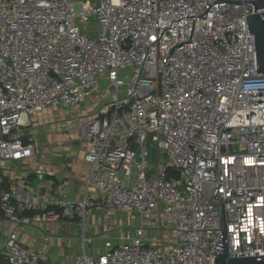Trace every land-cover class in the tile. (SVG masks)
I'll use <instances>...</instances> for the list:
<instances>
[{
    "label": "built area",
    "instance_id": "1",
    "mask_svg": "<svg viewBox=\"0 0 264 264\" xmlns=\"http://www.w3.org/2000/svg\"><path fill=\"white\" fill-rule=\"evenodd\" d=\"M252 13L249 0H0V215L76 221L70 264H214L222 209L228 256L264 257V73ZM51 108L70 112L91 166L79 200L2 186L8 165L39 153L27 130ZM94 211L140 223L90 253ZM2 255L55 264L15 230Z\"/></svg>",
    "mask_w": 264,
    "mask_h": 264
},
{
    "label": "crops",
    "instance_id": "2",
    "mask_svg": "<svg viewBox=\"0 0 264 264\" xmlns=\"http://www.w3.org/2000/svg\"><path fill=\"white\" fill-rule=\"evenodd\" d=\"M95 106L93 104L88 109L94 111ZM84 112L81 111V113ZM35 115H33L34 119L42 118L40 115L36 117L38 114ZM39 121L38 129L33 130L29 127L27 130L39 145V153L25 161L8 165L3 171V188L7 191L22 188L30 194L31 188L36 187L41 190L40 193L44 196L79 200L85 191V181L89 176L91 166L84 160V154L80 149L77 137L70 134L74 131L71 130L72 132L69 134H54L48 130L46 132L40 131L46 130L47 125L41 119ZM36 167L48 170L44 179L38 180L36 178L33 172ZM24 212L20 214L22 221L18 225L0 215V257L3 256L2 248L5 234L15 230L23 245L45 253L50 262L70 264L72 258L80 251V225L76 221L62 219L37 221L32 216H23ZM108 215L109 213L94 211L88 219L86 230L87 236L90 233L91 237V239L88 237V252L102 251L105 242L109 240L113 244H117L120 241L119 237L126 233L121 230L122 225L111 224L113 228L108 229L109 222H105ZM117 215H125L131 219L137 218L133 214ZM134 229L135 226L130 232L132 233ZM104 230L107 233L106 236L103 237V234L98 237L93 236H97V233ZM66 247H70V249Z\"/></svg>",
    "mask_w": 264,
    "mask_h": 264
},
{
    "label": "water",
    "instance_id": "3",
    "mask_svg": "<svg viewBox=\"0 0 264 264\" xmlns=\"http://www.w3.org/2000/svg\"><path fill=\"white\" fill-rule=\"evenodd\" d=\"M253 13L246 15L247 34H253L256 50L257 73H264V0H249ZM221 243L222 249L217 251L214 264H264V257H229L225 249V220L221 209Z\"/></svg>",
    "mask_w": 264,
    "mask_h": 264
},
{
    "label": "rangeland",
    "instance_id": "4",
    "mask_svg": "<svg viewBox=\"0 0 264 264\" xmlns=\"http://www.w3.org/2000/svg\"><path fill=\"white\" fill-rule=\"evenodd\" d=\"M81 11H82L81 4H75V12L80 13ZM94 21H95L94 17H91V20H89L87 23L88 26H90V27L95 26ZM90 111H91V109L87 113V117L90 116V114L93 112V111H91V112ZM39 115L42 117L40 119L44 122V124L47 125L46 130H40V131L46 132L48 130L49 132H52L54 134H69L70 132H72L71 130H73L74 132H72L70 134H74L77 137V131L75 130V127L66 124L67 118H69L71 116L69 111L60 110L59 108H51V109H47L41 113H38V115L36 117H38ZM34 118L35 117L32 116L30 119L31 120V126L30 127L33 130L38 129L39 126L37 124L40 122L39 121L40 119L37 120V118L36 119H34ZM148 146L151 147L150 144ZM150 153H151L150 158L151 157L155 158L156 154L154 153L152 148H150ZM150 161L155 162L153 159ZM111 214L112 215L109 214L108 216H106L107 219L105 222L106 223L109 222L108 229L113 228V225H117V226L122 225L123 228L121 227L122 228L121 230H123V232H130L133 230L134 226H136L137 224L140 223L139 219H137V218L131 219L130 217L125 216V215H117V213H111ZM111 224H113V225H111ZM144 225L146 227H149L151 224H149L147 221H145ZM79 227H80L79 230L81 233V226H79ZM153 229H157V228L153 227ZM86 232H87V230H86ZM89 234H88V237H90ZM97 234H98L97 236L96 235H93V236L98 237L99 235L101 236L103 234L102 236L104 237V236H106L107 233H105V230H104V231H101ZM90 239H91V237H90ZM66 248L70 249V247H66Z\"/></svg>",
    "mask_w": 264,
    "mask_h": 264
},
{
    "label": "trees",
    "instance_id": "5",
    "mask_svg": "<svg viewBox=\"0 0 264 264\" xmlns=\"http://www.w3.org/2000/svg\"><path fill=\"white\" fill-rule=\"evenodd\" d=\"M167 172L169 175L180 177L179 171H177L176 169L168 168ZM35 213H36L35 211H25L22 215L33 216ZM0 264H8L7 261L3 258V256L0 257Z\"/></svg>",
    "mask_w": 264,
    "mask_h": 264
}]
</instances>
